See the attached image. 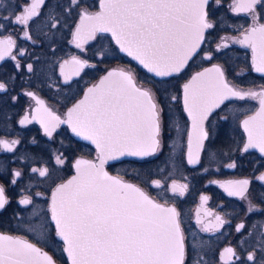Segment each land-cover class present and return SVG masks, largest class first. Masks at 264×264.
<instances>
[{"label": "flooded vegetation", "instance_id": "obj_1", "mask_svg": "<svg viewBox=\"0 0 264 264\" xmlns=\"http://www.w3.org/2000/svg\"><path fill=\"white\" fill-rule=\"evenodd\" d=\"M28 2L0 0V17H7L0 18V41L4 42L0 44V83L5 85L0 89V186L8 201L0 209V232L35 243L58 264H71L52 220V194L76 173L77 160L99 166L102 153L92 140L77 135L71 124L54 121L48 113L67 121L68 110L90 87L110 69L122 68L138 87L152 90L162 109L160 143L145 157L105 161L104 168L139 186L156 203L176 208L185 264H264V179H260L264 152L256 147L245 150L248 132L243 126L260 109V97H229L212 108L203 121L207 136L197 147V130L185 106L183 87L195 73L218 65L223 79L236 90L264 91V72L257 71L254 61L259 46L254 53V41L242 42L252 27L264 23L259 18L264 6L258 4L248 12L239 9L241 0H209L208 20L213 27L206 30L199 51L180 72L157 77L123 52L111 32L74 38L81 12L100 13L102 0H45L27 24L15 22L17 6ZM73 57L87 64L77 71ZM3 141L18 143L6 148ZM190 158L196 162L190 163ZM43 168L48 169L45 176L33 171ZM241 180L249 181L244 194H230L237 191L230 182ZM181 185L187 187L180 190ZM25 198L31 202L22 204ZM25 214L34 220L25 223ZM217 216L223 223L217 222ZM226 248H233L235 255L225 253ZM249 253L255 258L249 260Z\"/></svg>", "mask_w": 264, "mask_h": 264}, {"label": "snow or ice", "instance_id": "obj_2", "mask_svg": "<svg viewBox=\"0 0 264 264\" xmlns=\"http://www.w3.org/2000/svg\"><path fill=\"white\" fill-rule=\"evenodd\" d=\"M44 2L29 0L26 6L18 5L20 12L14 14L15 22L27 24L38 15L37 9ZM208 4L209 0H105L104 11L96 14L86 10L81 12V25L74 38L83 40L97 31L111 32L121 49L134 55L150 72L168 76L184 68L199 47L204 30L213 27L208 20ZM258 4L264 6V0H241L238 7L252 12ZM259 18L264 20V15ZM249 41H254V53L257 44L259 46V56L254 55V61L257 71L264 72V23L252 27L242 42ZM7 45L13 46L11 38ZM71 63L78 66V71L87 61L73 57ZM209 73L215 75L209 77ZM4 87L0 83V89ZM183 87L185 106L193 116V127L197 130V147L207 136L203 121L212 108L229 97L259 96L260 109L243 121L248 132L245 150L256 147L264 152V91L236 90L223 79V71L218 65L195 73ZM161 111L151 89L138 87L131 73L114 69L68 110L67 121H60L51 112L48 114L54 121L71 124L77 135L92 140L111 158L113 153L123 155V149L129 146L137 149L133 155L149 154L143 150L145 146L154 152L160 143L157 136ZM45 130L51 135L47 126ZM2 143L11 148L18 141ZM57 160L63 163L59 157ZM104 162L103 157L99 166L77 160V175L57 185L52 194L56 234L63 239L71 264H185L184 236L176 208L164 207L136 186L110 176L103 170ZM189 162L196 161L190 158ZM33 171L41 176L48 173L47 168ZM260 179H264V175ZM230 184L237 188L230 194L243 195L249 181ZM186 187L181 185L180 190ZM172 190H177L175 184ZM7 202L5 189L0 186V209ZM30 202L28 198L21 200L22 204ZM216 220L223 223L219 216ZM243 227V224L239 225V228ZM224 252L235 255L233 248H226ZM254 258V253L248 254L249 260ZM0 264H56V261L34 244L0 234Z\"/></svg>", "mask_w": 264, "mask_h": 264}, {"label": "water", "instance_id": "obj_3", "mask_svg": "<svg viewBox=\"0 0 264 264\" xmlns=\"http://www.w3.org/2000/svg\"><path fill=\"white\" fill-rule=\"evenodd\" d=\"M105 3V0H102V2H101V6L103 5ZM102 11H104V8H102V10H101V12ZM206 30L207 29H205L204 30V33H203V39H202V41L200 42V44H199V47L196 49V52L192 55V57L187 61V63H186V65L188 64V62L194 57V55L199 51V49H200V47H201V45H202V43H203V40H204V38H205V33H206ZM113 35V34H112ZM115 39H116V37H115ZM123 51V50H122ZM123 52H125V51H123ZM126 53H128V52H126ZM138 63H140V61L138 60V59H136V57L134 56V55H131ZM141 64V63H140ZM143 67H145L143 64H141ZM186 65L184 66V68L186 67ZM146 68V67H145ZM122 70V71H126V70H124V69H122V68H113V69H110L109 71H107L106 73H105V75L102 77V78H104V77H106L107 75H108V73L110 72V71H112V70ZM147 70H148V68H146ZM149 71V70H148ZM126 72H129V71H126ZM150 72V71H149ZM130 73V72H129ZM151 73H153V72H151ZM155 76H157V77H160V76H158V75H156L155 73H153ZM173 74V73H172ZM163 77H165V76H163ZM102 78L95 84V85H93V86H97V85H100V82H101V80H102ZM135 80V79H134ZM92 86V87H93ZM91 88V87H90ZM86 95V94H85ZM85 98V97H84ZM83 98V99H84ZM82 99V100H83ZM137 149L135 148V147H132V146H129V147H127V148H124L123 149V152H124V154L123 155H121V154H119V153H113L112 154V157L111 158H108L107 157V155L104 153V152H102V149H101V153H102V157L104 158V160L105 161H109V160H113V159H123V158H128V157H137V158H140V157H145V156H147V155H149V154H147V155H133L132 153L134 152V151H136ZM143 150H145V151H148L149 153H151L152 151H150L146 146L144 147V149ZM103 167V170L105 171V172H107L110 176H112V177H114V178H117V179H119V180H121L123 183H126V184H131V185H134V186H136L137 188H139V189H141L139 186H137V185H135V184H133V183H130V182H127V181H124V180H122L121 178H119V177H117V176H115V175H113V174H111V173H109L105 168H104V166H102ZM77 175V169H76V173L72 176V177H74V176H76ZM72 177H70L69 179H67L65 182H63V183H66L68 180H70V179H72ZM62 183V184H63ZM142 190V189H141ZM143 191V190H142ZM144 192V191H143ZM145 193V192H144ZM145 195H147L148 197H149V195L147 194V193H145ZM53 220V219H52ZM54 221V220H53ZM55 222V221H54ZM0 234H3V235H5V236H10V237H13V238H19V239H22V240H24L25 242H27V243H31V244H34V245H36L35 243H33V242H31V241H29V240H27V239H24V238H21V237H18V236H13V235H11V234H7V233H3V232H0ZM36 247H38V248H40V249H42L41 247H39L38 245H36ZM43 250V249H42ZM44 252H47V251H45V250H43ZM50 256H52L49 252H47ZM67 255H68V253H67ZM68 257H69V259H70V261H71V257L68 255ZM54 259V258H53ZM56 264H58L57 262H56Z\"/></svg>", "mask_w": 264, "mask_h": 264}, {"label": "rangeland", "instance_id": "obj_4", "mask_svg": "<svg viewBox=\"0 0 264 264\" xmlns=\"http://www.w3.org/2000/svg\"><path fill=\"white\" fill-rule=\"evenodd\" d=\"M103 50H104V52H106V56H108V52H107V49L105 50L104 48H103ZM92 53V52H91ZM108 57H110V56H108ZM149 172V171H148ZM10 173V177H14L15 175V172H9ZM31 215H32V212H31ZM31 215L30 214H25V218H24V222L25 223H30V221H32V220H34V217H31ZM23 222V223H24Z\"/></svg>", "mask_w": 264, "mask_h": 264}]
</instances>
